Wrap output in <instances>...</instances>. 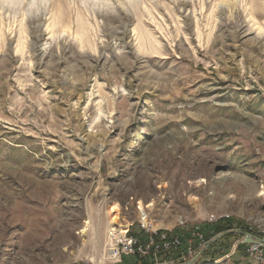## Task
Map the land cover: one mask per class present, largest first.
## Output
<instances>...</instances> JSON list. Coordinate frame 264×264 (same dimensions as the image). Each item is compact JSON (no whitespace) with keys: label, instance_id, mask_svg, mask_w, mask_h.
I'll list each match as a JSON object with an SVG mask.
<instances>
[{"label":"rangeland","instance_id":"rangeland-1","mask_svg":"<svg viewBox=\"0 0 264 264\" xmlns=\"http://www.w3.org/2000/svg\"><path fill=\"white\" fill-rule=\"evenodd\" d=\"M8 1L0 264H136L105 259L112 202L137 231L141 204L157 230L223 213L264 239V0ZM205 249L190 264H254Z\"/></svg>","mask_w":264,"mask_h":264},{"label":"built area","instance_id":"built-area-1","mask_svg":"<svg viewBox=\"0 0 264 264\" xmlns=\"http://www.w3.org/2000/svg\"><path fill=\"white\" fill-rule=\"evenodd\" d=\"M229 217V215L223 213H210L205 222L215 223L221 219H226ZM114 228L116 229H114V232L111 235V242L108 245L105 256L106 260L121 262L123 256H135L139 254L142 256L152 255L153 260L155 261V259L158 257V254H166L172 249L179 248L182 245L180 236L168 238L166 234H161L159 240L155 241L151 234H156L158 230H149L142 227L146 232L149 233V239L147 243L143 244L140 243L135 236L130 235L129 231L131 227H129V225L124 232H119L117 230V228H119L118 224H116ZM241 233L242 237L236 240L232 246L233 251L238 244H244L247 256L253 260V263L264 264V243L258 239L259 237H256V235H253L251 232L242 231ZM207 244L208 241L205 240L203 234L199 232L198 228H196L192 232L191 237H189L187 240L186 250L176 259H171L168 261L166 260V262L171 263L177 259V262H185V259L187 258H191V260H193V256L197 255L198 252L200 253V251L204 249Z\"/></svg>","mask_w":264,"mask_h":264},{"label":"trees","instance_id":"trees-1","mask_svg":"<svg viewBox=\"0 0 264 264\" xmlns=\"http://www.w3.org/2000/svg\"><path fill=\"white\" fill-rule=\"evenodd\" d=\"M140 230H134L133 227L130 228V235H133L137 238L140 243H147L149 239V233L146 232L143 228L139 226ZM198 228L199 232L203 234L206 241H210L215 235L223 232H228L231 230H237V232H229L223 235L222 237L216 239L212 243H210L206 249L201 254L200 259L205 261H213L217 258H221L228 254L232 244L242 237V231L246 232H253L252 227L248 225L246 222L236 219L233 217H229L226 219H221L215 223H200L194 224L190 226H178L173 228L171 231L167 230H158L156 234H151L155 241H158L161 234H166L168 238H172L173 236H180L181 237V246L176 249H172L170 252L163 254H158V257L162 260H174L181 255L186 250L187 240L191 237L192 232ZM241 231V232H238ZM262 235L260 234L259 237ZM242 251L246 256L247 253L245 251L244 244H238L235 250L230 254L232 255L234 252ZM128 258H132L137 260L136 264H153V256H142V255H135V256H123L121 262L128 261ZM151 260V262H149ZM129 264V263H128Z\"/></svg>","mask_w":264,"mask_h":264},{"label":"bare ground","instance_id":"bare-ground-1","mask_svg":"<svg viewBox=\"0 0 264 264\" xmlns=\"http://www.w3.org/2000/svg\"><path fill=\"white\" fill-rule=\"evenodd\" d=\"M9 2H13V1H8ZM263 188V186H262ZM190 197V196H189ZM192 197V196H191ZM192 199L196 200L197 197L196 196H193ZM138 203H141V202H138ZM120 205L119 203L117 202H112V204L109 206L108 210L109 213H110V218H109V225H110V229L109 231L111 232L109 234V243L111 242V235L112 233L114 232V226L116 224H118V227L117 230L119 232H124L126 229H127V226L129 224V222H127L126 224L122 225L120 223V220L122 218V215L120 214L121 213V210H120ZM138 219L139 221L144 225V226H150L152 229L154 230H157L159 228H163V227H167L165 226L162 222H155V221H150L149 218H148V215L144 209V206L140 204V206H138ZM89 224L90 222L88 220H85L81 230L79 231L82 235L86 234L88 229H89ZM167 224V223H166ZM121 226V227H120ZM208 264H216V262H210Z\"/></svg>","mask_w":264,"mask_h":264},{"label":"water","instance_id":"water-1","mask_svg":"<svg viewBox=\"0 0 264 264\" xmlns=\"http://www.w3.org/2000/svg\"><path fill=\"white\" fill-rule=\"evenodd\" d=\"M229 232H237V231H236V230H231V231H228V232L219 233V234L215 235V236H214V237L208 242L207 246H208L210 243H212L213 241H215L216 239L222 237L223 235H225L226 233H229ZM258 239H259L261 242L264 243V239H262V238H258ZM207 246H206V247H207ZM232 251H233V247H232L231 251L229 252V254L232 253ZM227 256H228V255H225V256H223V257H221V258H218L217 260L221 261L222 259H224V257H227ZM195 260H196V258L193 259V260H190L187 264L193 263ZM219 261H218V262H219ZM218 262H217V263H218Z\"/></svg>","mask_w":264,"mask_h":264}]
</instances>
